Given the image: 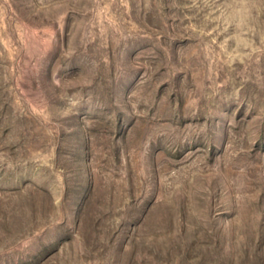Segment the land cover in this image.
Returning <instances> with one entry per match:
<instances>
[{
    "label": "rangeland",
    "instance_id": "obj_1",
    "mask_svg": "<svg viewBox=\"0 0 264 264\" xmlns=\"http://www.w3.org/2000/svg\"><path fill=\"white\" fill-rule=\"evenodd\" d=\"M0 264H264V0H0Z\"/></svg>",
    "mask_w": 264,
    "mask_h": 264
}]
</instances>
